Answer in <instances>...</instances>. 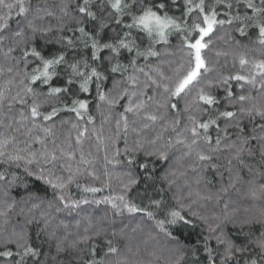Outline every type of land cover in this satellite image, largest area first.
I'll list each match as a JSON object with an SVG mask.
<instances>
[{"label": "snow or ice", "instance_id": "obj_1", "mask_svg": "<svg viewBox=\"0 0 264 264\" xmlns=\"http://www.w3.org/2000/svg\"><path fill=\"white\" fill-rule=\"evenodd\" d=\"M53 8L33 6L31 0H0V46L8 42L3 58L17 59L12 53L19 49V61L24 65L22 69L0 66V76L12 74L0 84V191L6 197L0 218L7 225L9 212L18 204H30L27 209L21 207L18 214L25 216L27 224H37L38 239L41 233L46 235L39 245H33L26 227L9 232L0 225V232L6 233L0 234L3 264H72L60 257L73 251L79 264H154L138 258L141 244L147 243H133V234L138 232L158 245L162 235L166 243L160 247L169 256H157L156 251L149 255L163 259L164 264H264V231L251 239L254 224L264 229V171L257 172L256 166L248 163V158L258 154L259 167L264 168V59L250 60L239 54L241 70L250 66L246 74H221L214 80L209 77L214 67L204 55L214 36L224 39L218 30L225 34L234 30L241 37H248L249 30L254 29L255 43L264 53V0H211L207 5L206 0H82L75 7V16L69 12L66 0L59 6L61 16ZM65 17L77 25L69 29L74 36L50 38L54 28L47 18H55L63 31ZM14 18L15 29L11 27ZM173 34L180 36L178 60L150 63L161 56L157 45L168 46ZM41 40L43 44L38 43ZM52 45L60 47L53 49ZM165 52L169 56L176 54L167 47ZM216 55L227 53L217 51ZM165 63L170 74L161 66ZM106 73L113 75L111 87L105 90L109 81ZM233 82L238 85L239 94L233 91ZM93 87L100 102L97 108L103 104L109 110L107 116L101 112L99 127L89 111L90 100L81 98L91 95ZM220 89L224 104L233 110H220L221 98L216 94ZM193 91L195 95L191 96ZM188 96L191 99L179 109V99ZM174 98L177 102H173ZM16 104L20 108L13 114ZM45 105L49 106L48 111L42 110ZM118 105L123 111L117 113L115 132L109 130L105 136L104 124ZM5 108L7 112L3 111ZM170 110L174 113L171 117ZM61 112L74 115L75 121L61 119L60 125H70L75 136L69 132L58 142L56 117ZM183 114L186 123L181 122ZM222 118L228 121L223 128L218 123ZM245 119L252 125L250 130L242 124ZM230 127L236 129L235 139L225 143ZM213 129L215 136L211 134ZM149 131L154 135H147ZM130 133L135 134L131 144L127 139ZM121 135L124 163L129 168L124 173L127 180L123 194L103 200L74 199L68 191L73 184L84 193L102 190L78 183L85 174L100 179L94 168L95 157L84 150L85 140L94 137L96 150L104 148V160L120 164L117 157L121 149L116 142ZM106 141H111L114 149L111 158ZM225 152L227 155H223ZM222 155L224 164L219 162ZM158 164L166 165L162 175L157 172ZM221 168L228 173L227 183ZM245 169L253 176L259 175L262 182L257 183L255 178L244 181ZM209 172L219 176L216 191L211 190L213 179ZM105 176L108 179L104 186L111 187V177L107 172ZM181 179L182 186L177 183ZM141 183L148 201L144 205L127 196ZM237 185L246 186L242 193L246 198L260 202L258 214L255 203L251 208L241 207L228 196L232 190L241 193ZM174 186L172 200L177 207H170L164 194ZM14 188H23L27 195L16 200L10 194ZM48 188L53 190V199L45 201L39 192ZM150 188L154 196L147 195ZM89 203L110 204L115 215H142L131 227L130 222L122 220L119 226L111 223L108 228L93 224L92 218L86 216L83 232L73 234L64 219L57 220L52 211L42 210L46 204L49 210L71 215ZM194 219L205 225L207 235L190 245L181 244L178 234L195 227ZM80 224L77 220L75 227L79 229ZM229 226L235 232L228 230ZM61 228L65 234L58 236ZM109 233L122 242L106 239V251L98 258L97 246L90 242ZM241 235L245 241L237 243ZM70 236L73 238L69 241ZM213 241L216 247H212ZM45 243L55 248V255L42 252ZM201 247L203 261L198 255Z\"/></svg>", "mask_w": 264, "mask_h": 264}, {"label": "trees", "instance_id": "obj_2", "mask_svg": "<svg viewBox=\"0 0 264 264\" xmlns=\"http://www.w3.org/2000/svg\"><path fill=\"white\" fill-rule=\"evenodd\" d=\"M66 2L69 4V12L71 13V15L72 16L77 15V13L75 12V7L78 3H81L82 0H66ZM210 2H211V0H206V5ZM31 3L33 6H35L37 4H40L42 6H44V5L54 6L53 10L56 12L57 16L62 15V13H60V11H59V6L61 5L62 0H31ZM175 15L179 16L180 13L175 12ZM47 22H50L54 28V31L52 33H49L50 38L55 39V38H58L61 36H74V33L69 31V29H74L77 25L75 24V22L70 17L64 18V20H63L64 30L63 31L59 30V22L55 18H47ZM189 23H191V18H189ZM11 27L13 29L16 28L15 18L11 21ZM218 33H219V35L223 36L224 39H217L214 36L213 43L210 45L209 49H206L204 52L206 59L214 67V71L212 73H209L210 78L215 80L221 74L222 75H229V74H234L236 72H241V74H246L247 67H250V66H246V69L244 71L241 70L240 65H239V61H238L239 54H244L250 60L251 59H257V60L258 59H264V53H262L260 46L257 43H255L256 33H255L254 29L249 30L248 37H241L239 35V33L235 32L234 30H228V34H225L224 30H218ZM237 41H239V44H237ZM7 43L8 42L6 41L5 46H0V66H4V67L15 66L19 69H22L24 67V65H23V62L19 61V57L21 55V52L19 49H17L15 52L12 53V56L16 57L17 59H15V60L9 59L6 61L3 58V50H6ZM38 43L43 44V40L38 41ZM179 45H180L179 34H173L172 37H170V44L168 46L157 45V50L161 53V56L159 57V59L153 58L149 62L155 64V63H159L160 61L178 60L180 54L178 52H176V48ZM245 45H246V47H244ZM59 47H60L59 45H52L51 46V48H53V49L59 48ZM165 47H167L169 51L175 52L176 54L174 56L167 55L165 52ZM217 51H219L221 53H227V55L217 56L216 55ZM124 62L126 63L127 61L125 60ZM140 63L143 64V61H140ZM161 66L164 69V71L166 72V74H170L169 66L167 63L162 64ZM31 67L32 66L30 65L29 69H28L29 71H31ZM106 74L109 75V81L105 85V90L107 88L111 87V80H112V75H113V74H109V73H106ZM10 75H12V74H5L4 76H0V84H3L4 81ZM115 75L117 76V78H119L118 74H115ZM232 88H233L234 92L239 94L240 89L235 82H233ZM37 90L41 91L42 89L38 88ZM246 90H247V86H246ZM14 92H15V89H13V94H14ZM149 94H151V92ZM216 94L221 98V104L219 106L221 111L233 110L224 104V102H223L224 92L222 89L218 90L216 92ZM253 94H255V93H253ZM194 95H195V92L193 91V93H191V96H194ZM95 96H96L95 88L93 87L91 95L85 94L81 98L90 100L89 111L93 116L96 117V126L99 127L101 120L103 119L101 112H103L104 115L107 116L109 114V110L103 104H101L100 108L98 109L97 104L100 102L95 98ZM191 96L179 99L178 108L182 110L184 104L188 100L191 99ZM29 102H31L30 98H29ZM125 102L126 101H121V104H124ZM173 102H177V100L174 98ZM19 108H20L19 104L14 105L13 114H15L16 110ZM42 110L48 111L49 106L45 105ZM3 111L7 112V109L5 108V109H3ZM121 111H123V109L119 105L116 108L111 110V116H110L109 120L104 124L105 136L110 134L109 130H111L112 133L115 132L114 122H115V119L118 118L117 113H119ZM172 115H174V113L170 110L169 116L171 117ZM61 119H68V120L75 121V117L73 114L68 113V112H61L60 115L58 117H56L58 142L63 141L69 132H71L73 137L75 136V130L71 129L70 125H67V124L62 125V126L60 125ZM181 122L186 123V114L182 115ZM218 123L220 124L221 128H223L225 126V124L228 123V121H226L222 118L218 121ZM242 124L247 126V130H250L252 127V125L247 121V119H245L242 122ZM89 128H91V125H89ZM156 130H159V125L156 126ZM235 132H236V129L234 127H230L228 129L229 135H228V139L225 141V143L230 142L231 140L235 139ZM146 134L151 136V135H154V132L149 131ZM211 134L213 136H215L216 130L215 129L211 130ZM220 134H221V136H223V133H220ZM134 136H135L134 133H130L129 136L127 137L129 144L132 143ZM106 143L108 145V148H107L108 155L111 158L114 149L112 147L111 141H106ZM73 144H74V140H73ZM83 147H84V150L86 153L88 151H91L92 155L95 157L94 168H95L97 175L100 176V179L94 180L92 177L85 174V175L79 177L78 183H80L81 185L98 187V188H101L102 190L95 193V194L84 193L82 191V188L77 189L75 187V184H73L70 186V188L68 190L70 192L71 196L74 199H79L81 197H87L89 199V201H93V200H103L104 197H108V196H117V195L123 194V191H124L123 183L126 182V180H127V177L124 175V173L129 171L128 166L126 165V163H124V161L126 160V157L122 151L123 147H124L123 135H121V138L116 142V147L121 149V155L119 157H117V159H119L121 161L120 164L108 163L104 160V155H105L104 148L101 146L100 151L96 150L97 149V142L95 141L94 137H91L90 139L85 140ZM223 155H227V153L225 152ZM223 155L221 156V159L219 161L221 164L226 163L224 158H223ZM258 162H259V155L258 154L255 155L254 157L248 158V163L255 165L257 168V172L264 171V168L259 167ZM164 167H166V165L161 166L160 164H158V166H157L158 174H160V175L163 174ZM2 170L3 169H0V171H2ZM13 170L14 169H9V171H13ZM137 171H140V170L137 169ZM220 171L223 172L224 183H227V177H228L227 171L224 168H221ZM105 172H107L108 175L111 177V187H105L104 186L103 182L108 179V177L105 176ZM65 175H66V173H65ZM189 175H191V173H189ZM208 176H209V178L213 179V186H212L211 190L216 191V189H218L220 186V184L218 182L219 176H214L213 173H211V172L208 173ZM242 176H243L244 181H249V180H252L253 178H255L257 183L262 182L261 177H259V175L253 176V174H249L246 169L242 173ZM177 183L182 186L183 185V179L179 180ZM2 184H3V182H0V185H2ZM157 186H160V185L158 184ZM237 187L241 188V193L238 194L235 190H232L229 192L228 196L231 197L232 200L236 204L240 205L241 207L251 208L252 205L255 203L257 206L256 214H258V208H259L260 202L259 201H252L250 198H246L242 194L244 191H246V186L242 187L241 185H237ZM175 192H176V187L174 186L172 190L166 191V193L164 194L165 199L168 202V205L170 207H177L175 202L172 200V196L175 194ZM10 194L16 200H19L21 197L27 195V193L23 190V188H14V189L10 190ZM184 194H186V192ZM39 195L45 201L52 200L53 199V190L51 188H48L46 192L41 190L39 192ZM147 195L148 196H154L155 193L150 188L148 190ZM127 196H128V199L132 200L133 202H135L137 204L144 205V204H147V202H148L147 198L145 196V193H144L143 183H141L140 185L134 186L132 188V190H130L127 193ZM5 200H6V197H4L3 192L0 191V208H3ZM222 203H223V201L221 202V204ZM30 206H31L30 204H28V205L18 204L15 209H13L11 212H9V215H8L9 223L7 225H3V218H0V225H3L4 228H7V230L9 232L11 231L12 228H16L17 230H19L21 227H26L33 245H39L41 241L46 239V235L44 233H41L39 236V239H38L37 238V231H38L37 224L36 223L27 224L25 216L18 214L19 209L21 207H24L25 209H27ZM42 210L52 211V214L57 218V220L64 219L65 222L69 224L68 231L73 233V234H75L77 231H79L81 233L83 232V228L86 226V223H87V221L84 219V217H86V216H90L92 218L93 224H98L100 226H103L104 228H108L109 224H111V223H115V225L119 226L120 222L122 220L124 221V223L130 222V227H131L132 225H134L137 222V220H139L141 218V215H142V214H136L135 217H130L127 212L123 213L122 215H115L111 209V205L106 204V203H99V204L89 203L86 205H81V209L74 211L71 215H69L67 212L57 213L54 210H49V209H47L46 204L42 205ZM158 218H162V217L158 216ZM77 220H79L81 222L79 229H77L75 227V222ZM53 223L55 224L56 221H53ZM193 223H194L195 227H193L191 229H183L182 234H178L181 244H189L190 245V244L196 242L201 235H207L206 227H205V225H203L202 222L194 219ZM147 230H148V228L146 226L145 231H147ZM228 230L235 232V229L232 228V226H229ZM244 231L248 232L249 228L245 227ZM261 231H264V229H261L260 224H258V223L254 224L251 228V232L253 233L251 239H255V238L259 237ZM0 234H6V233L0 232ZM64 234H65V232L62 228L57 231L58 236H62ZM133 236L135 237L133 243H140L141 241L147 240L146 244H141V251H140L139 257H138L139 259H141L145 262L152 260V261H154V264H164L163 259L156 260L155 257L149 255V253L156 251L157 256H162V257H168L169 256V253L166 251H163L162 248L160 247L166 243V241L163 239L162 235L160 237H158L159 245L157 244L156 241L148 240L147 236L142 234V233L138 232V233L133 234ZM72 238L73 237L70 236L69 241ZM106 239H114V243H121L122 242L121 238H118V237L112 238L110 236V233L107 236L95 237L93 239V241H91L90 243H94L97 246V257L98 258L103 255L104 251H106V247H105ZM244 241H245V237L242 235L236 240L237 243H241ZM81 247H84L85 249L87 248V246H85V245H81ZM212 247H216L214 241L212 242ZM0 250H3V248L0 247ZM41 250L45 254H47V253H49V251H51L52 255H55V248L54 247L50 248V245L48 243L43 244ZM81 255H83V253ZM198 255L200 256L201 261H203L204 260V253H203L202 247H201V251H200V253H198ZM60 259L62 261H72V264H79V261L76 259L75 251H73L71 255H63L62 254ZM0 264H3L2 258H0Z\"/></svg>", "mask_w": 264, "mask_h": 264}]
</instances>
